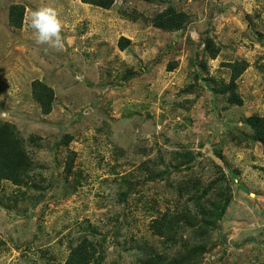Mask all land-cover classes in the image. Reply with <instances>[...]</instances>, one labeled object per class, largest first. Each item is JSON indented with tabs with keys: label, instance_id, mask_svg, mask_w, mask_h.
<instances>
[{
	"label": "rangeland",
	"instance_id": "rangeland-1",
	"mask_svg": "<svg viewBox=\"0 0 264 264\" xmlns=\"http://www.w3.org/2000/svg\"><path fill=\"white\" fill-rule=\"evenodd\" d=\"M45 6L60 49L35 42ZM170 9L180 27H156ZM252 117L264 0H0V125L29 155L22 185L0 182V264H65L81 242L91 264H264Z\"/></svg>",
	"mask_w": 264,
	"mask_h": 264
},
{
	"label": "trees",
	"instance_id": "trees-1",
	"mask_svg": "<svg viewBox=\"0 0 264 264\" xmlns=\"http://www.w3.org/2000/svg\"><path fill=\"white\" fill-rule=\"evenodd\" d=\"M84 4H90L102 9H107L112 6L115 0H81ZM170 15L173 19H167L166 15ZM184 15L181 13H176L173 10L169 12H164L158 14L154 18V24L159 28H179ZM12 24H15L12 22ZM236 76H234L235 78ZM39 88L35 85L34 90ZM46 92L51 90L46 89ZM38 96V95H37ZM39 97V96H38ZM236 98V96H235ZM234 97L230 98V102L241 105V101L235 99ZM39 100V99H37ZM41 100V99H40ZM51 102L48 100V103H43V112L47 113L50 110ZM250 126L253 129L254 133L259 138L260 142L264 144V118L252 117L248 119ZM29 155L24 148V143L18 137L17 132L8 124L0 125V182L9 181L15 185H22L24 183V175L28 168ZM226 206V201L222 205V210ZM205 217H210L213 219L212 215L206 213L203 210ZM210 219V220H211ZM90 245L87 242H81L76 247L71 249V252L66 260L65 264H91L94 254L91 253Z\"/></svg>",
	"mask_w": 264,
	"mask_h": 264
},
{
	"label": "clouds",
	"instance_id": "clouds-1",
	"mask_svg": "<svg viewBox=\"0 0 264 264\" xmlns=\"http://www.w3.org/2000/svg\"><path fill=\"white\" fill-rule=\"evenodd\" d=\"M30 27L34 30L35 42L38 45H49L60 49L62 24L54 7H40L31 12Z\"/></svg>",
	"mask_w": 264,
	"mask_h": 264
}]
</instances>
